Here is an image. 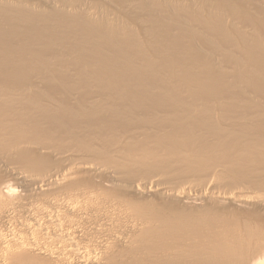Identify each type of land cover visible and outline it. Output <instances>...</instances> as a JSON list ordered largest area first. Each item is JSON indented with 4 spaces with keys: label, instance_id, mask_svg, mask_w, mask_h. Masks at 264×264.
Returning a JSON list of instances; mask_svg holds the SVG:
<instances>
[{
    "label": "bare ground",
    "instance_id": "6f19581e",
    "mask_svg": "<svg viewBox=\"0 0 264 264\" xmlns=\"http://www.w3.org/2000/svg\"><path fill=\"white\" fill-rule=\"evenodd\" d=\"M54 1L0 0V264H264V0Z\"/></svg>",
    "mask_w": 264,
    "mask_h": 264
},
{
    "label": "rangeland",
    "instance_id": "374dc122",
    "mask_svg": "<svg viewBox=\"0 0 264 264\" xmlns=\"http://www.w3.org/2000/svg\"><path fill=\"white\" fill-rule=\"evenodd\" d=\"M27 1H29V2H35L36 0H27ZM53 1V2H52ZM62 1H65V0H62ZM86 0H74V1H72V0H70V2H69V0L67 1H65V2H68V3H72V2H74L75 4H76V2H78L79 4H81V3H83V2H85ZM89 1H91V0H89ZM88 1V2H89ZM52 2V3H51ZM55 1L54 0H50V6L52 5L53 6V8H58L57 6L58 5H56V3H54ZM73 4V3H72ZM56 5V6H55ZM55 6V7H54ZM64 58V59H63ZM66 59L68 60V64H72L71 63V61L73 62V60L74 59H72V60H69V58H65L64 56L61 58V60H63L62 61V63H63V65H62V69L65 67H67L66 66V64H67V61H66ZM60 63H61V61H60ZM67 64V65H68ZM70 67H72L73 69H71L72 71H73V73L71 72V70H70ZM60 68V69H61ZM67 69H69V70H67ZM67 69H65V70H67L66 71V73L68 74L69 73V71H70V73H72L73 75H75L76 74V72H78L77 70L75 71V74H74V67H73V65L71 66V65H68V68ZM69 73V74H70ZM79 73V72H78ZM116 160H118L119 161V167H122V168H124V169H126L127 170V174L125 175V178L123 179L124 181H125V184H130V181L132 182H134L136 179H138V180H140V181H147V179H149V178H151L152 176L154 177L155 175L157 176L158 175V177L160 178V179H162L161 181L164 183H166L167 184V186L168 187H171V188H175V187H181V184L182 185H187V184H189V182H191V183H194L195 181H197V177H183V178H180L179 176L177 177V179L176 178H174V177H176V176H173V175H180L181 174V172L180 173H177V172H171V173H173V174H171V176H167V175H170V174H168L166 171H164V170H161V171H156V170H154L153 168L151 169L150 167L148 168L147 167V169H145L144 167L145 166H143V167H141V168H139L138 167V165L136 164V163H132V162H127L126 160H121V159H116ZM3 165V164H2ZM1 165V166H2ZM102 166L103 167H109L108 166V164H102ZM3 167V168H2ZM2 167H0V170H7L8 172H10V171H12V172H20V173H23V174H25V172L26 171H24L23 169H19V168H16V167H14V166H12V165H8V164H6V166L5 165H3ZM151 170V171H150ZM172 170V169H171ZM155 171V172H154ZM173 171H177L176 169L175 170H173ZM177 173V174H176ZM131 174L133 175V176H131ZM186 174V173H185ZM184 176H186V175H184ZM188 176V175H187ZM166 177V178H165ZM168 177H171V178H168ZM168 178V179H167ZM172 178H174V179H172ZM180 178V179H179ZM195 178V179H194ZM169 180V181H166V180ZM172 179V180H171ZM186 179V180H185ZM137 181V180H136ZM189 181V182H188ZM132 182V183H133ZM169 184V185H168ZM15 185V186H14ZM4 184V185H2L1 183H0V213L2 212V213H4V215H5V219H7V220H5V219H2L3 221H1L0 220V246H1V249H3V250H6L8 247L6 246V243H5V241L3 240V238L2 237H4V235H6V234H8L12 229H13V226H12V221L11 220H9L8 218L9 217H11V215H12V212H11V210H10V208H11V206L12 205H14V204H16V199H11V198H8V197H6L5 195H4V191H5V189H7V188H12V189H20V187H18V185H16V184ZM33 188H37V186H33V185H26V186H24L23 187V189L21 188L20 190H23V191H25V192H28L29 190H31V189H33ZM89 191H91V190H89ZM48 203L49 202H52L51 203V205L52 206H55V205H57V202H53L54 201V199H51V200H49V199H47L46 200ZM86 204L87 205H85V204H83V202H81V201H79V200H75V201H73V205L74 206H81V205H85V208H84V213L86 214L87 212L89 213V222H86V224H84L83 225V228H84V226H85V230L87 229L88 230V227H89V230L88 231H95L96 232V234L98 235V237L99 238H104V239H106L107 241H112V239L116 236V233H123V235H128V232H129V230H131V229H135V227H134V225H133V222L132 221H130V220H121V221H119V222H116V223H114V221L113 222H111V223H109V224H107V226H106V228L105 227H102L101 228V224H99V223H96L95 221H93V220H91L90 218L91 217H93V218H97V219H101V218H104V217H107V215H110L114 210H115V208L111 205V204H108L104 199H102V196H99V197H95V198H90V199H88L87 201H86ZM10 210V211H9ZM10 215V216H9ZM9 220V221H8ZM91 221V222H90ZM93 221V222H92ZM95 222V223H94ZM11 223V224H10ZM88 225H90V226H88ZM111 225V226H110ZM87 227V228H86ZM91 228V229H90ZM95 229V230H92V229ZM13 231V230H12ZM11 231V232H12ZM7 232V233H6ZM10 232V233H11ZM94 232V233H95ZM127 239V236L125 237V239L124 240H126ZM3 251H1V253H0V262H1V260H2V257H3V253H2ZM2 254V255H1ZM138 263L137 264H144V263H148V260L146 259V258H144V259H141V260H139V261H137ZM135 264V263H134Z\"/></svg>",
    "mask_w": 264,
    "mask_h": 264
}]
</instances>
